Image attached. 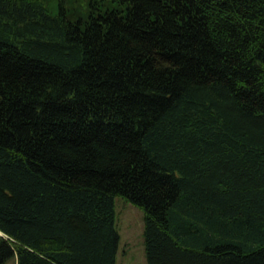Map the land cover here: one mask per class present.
<instances>
[{
    "label": "trees",
    "instance_id": "trees-1",
    "mask_svg": "<svg viewBox=\"0 0 264 264\" xmlns=\"http://www.w3.org/2000/svg\"><path fill=\"white\" fill-rule=\"evenodd\" d=\"M264 264V0H0V264Z\"/></svg>",
    "mask_w": 264,
    "mask_h": 264
},
{
    "label": "rangeland",
    "instance_id": "rangeland-1",
    "mask_svg": "<svg viewBox=\"0 0 264 264\" xmlns=\"http://www.w3.org/2000/svg\"><path fill=\"white\" fill-rule=\"evenodd\" d=\"M114 208L115 226L120 237L116 264H147L143 237V210L120 196L115 197ZM4 264H16L15 257H10Z\"/></svg>",
    "mask_w": 264,
    "mask_h": 264
},
{
    "label": "water",
    "instance_id": "water-1",
    "mask_svg": "<svg viewBox=\"0 0 264 264\" xmlns=\"http://www.w3.org/2000/svg\"><path fill=\"white\" fill-rule=\"evenodd\" d=\"M0 234L3 236L2 232H0Z\"/></svg>",
    "mask_w": 264,
    "mask_h": 264
}]
</instances>
